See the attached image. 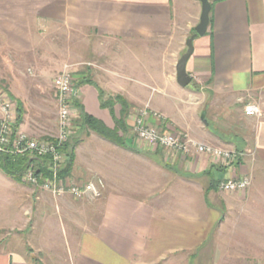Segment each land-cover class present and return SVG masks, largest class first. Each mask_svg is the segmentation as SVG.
Wrapping results in <instances>:
<instances>
[{
  "label": "crops",
  "instance_id": "0c3cea01",
  "mask_svg": "<svg viewBox=\"0 0 264 264\" xmlns=\"http://www.w3.org/2000/svg\"><path fill=\"white\" fill-rule=\"evenodd\" d=\"M209 1L215 3L212 25L195 40L187 65L192 83L204 85L203 93H196L178 85L177 62L162 72L155 58L154 42L174 32L173 0H0V41L6 50L33 51L36 36L55 23L110 40L99 48V66L89 63L70 71L75 84L84 82L75 85L76 98L110 130L114 120L101 108L93 84L135 106L127 133H119L127 148L78 132L82 138L72 179L86 183L99 175L106 184L102 202L90 206L86 198L55 199L29 190L36 207L49 202L69 227L77 228L67 264H158L168 256H184L187 264L192 256V264H264V0ZM158 79L162 87H156ZM154 94L160 97L152 110L163 118L151 117L150 124L161 132H183L209 146L235 149L241 153L235 166L227 169L195 152L167 159L149 154L148 146L141 148L133 133L136 113ZM174 100L189 105L180 108ZM250 104L259 107L258 117L245 115ZM121 110L115 107L118 118ZM18 131L32 135L25 123ZM243 177L251 178L245 192L219 190L220 183ZM12 184L0 170V213L10 206ZM25 204L21 224L26 226ZM7 228L0 223V264H44L42 245L20 248L1 236Z\"/></svg>",
  "mask_w": 264,
  "mask_h": 264
},
{
  "label": "rangeland",
  "instance_id": "374dc122",
  "mask_svg": "<svg viewBox=\"0 0 264 264\" xmlns=\"http://www.w3.org/2000/svg\"><path fill=\"white\" fill-rule=\"evenodd\" d=\"M173 1L176 22L173 35L170 38L154 42L155 58L160 63L162 72L167 71L168 66L178 62L187 51L185 41L194 34V29L199 24L198 19H200L198 14L200 2L198 0ZM189 26L191 29L188 28ZM109 42L110 40L99 38L88 30L67 28L57 23L44 27V32L36 36L35 49L31 52L19 53L6 50L0 41V80L2 81L0 91L7 92L14 100L23 102L25 106L23 123L33 137L23 131L25 134L37 140L57 136L59 106L53 84L54 79L66 66L72 72L81 70L89 63L99 66L102 62L99 48L104 49ZM155 85L162 87L159 79ZM203 86L202 83L194 82L186 89L203 93ZM159 97L160 95L154 94L149 100L150 104L147 102V107L140 106L136 113V119L142 111L147 110L151 117L153 114H157L160 118L156 119L162 120V114L152 110L153 102L158 101ZM174 102L177 107L184 109L189 105V103L184 104L178 100H174ZM192 102L196 103L198 100L193 99ZM154 109L157 108L154 107ZM176 113L180 114L179 110ZM153 126L156 125L153 124ZM75 127L77 132L80 127L76 125ZM78 132L73 137L77 136ZM81 138L78 135L76 140L80 141ZM138 144L141 148L145 146L142 143ZM150 148L152 149V147ZM152 150H149L148 153L155 154L158 151L163 154L158 148L153 147ZM156 170L159 168L157 167ZM97 178L102 179L99 175H94L88 181ZM12 186L11 198L8 197L11 201L10 206L5 209L4 213H0V223L8 225L9 228L1 236L16 241V245H19L20 248L28 246L27 248L36 250L42 245L41 259L43 262L45 261L44 264H51V262L67 264L70 262L72 240L73 236L76 235L77 228L69 227L64 215L58 213L55 207L50 208L49 202H47L48 205L36 207V201H32L34 199L29 191L33 186L17 183L12 184ZM101 198L96 200L86 198V202L93 206L96 202H102L103 199ZM25 201L28 209L26 226L21 224L23 223V210L21 208ZM43 216H48V219ZM43 218L44 220H42ZM63 219L64 223L61 222ZM38 222L42 223L39 224ZM28 224H30L29 227H27ZM246 263L250 264L251 262L247 261ZM158 264H187V260L184 256H168Z\"/></svg>",
  "mask_w": 264,
  "mask_h": 264
},
{
  "label": "built area",
  "instance_id": "2783aa9c",
  "mask_svg": "<svg viewBox=\"0 0 264 264\" xmlns=\"http://www.w3.org/2000/svg\"><path fill=\"white\" fill-rule=\"evenodd\" d=\"M66 66L54 79V88L59 106L58 134L51 140H37L22 131H14L17 114V102L8 93L0 91V158L4 154L13 156L31 155L35 158L47 159L48 175L37 174L33 168H28L22 174V182L29 184L58 199L70 195L75 199H100L106 190L103 179L97 178L87 183L75 179H64L60 176L65 156L63 146L75 135V120L78 119V109L73 105L77 96L75 80ZM247 117H258L259 107L250 104L246 107ZM154 118L159 119L157 114ZM150 113L142 111L133 126L138 143L160 149L167 159L178 155L201 154L216 159L223 167L230 169L237 163L240 154L235 149L209 146L192 138L183 132H161L157 126L149 123ZM251 185L250 177L232 179L220 183L219 190L226 193L245 192Z\"/></svg>",
  "mask_w": 264,
  "mask_h": 264
},
{
  "label": "trees",
  "instance_id": "16d2710c",
  "mask_svg": "<svg viewBox=\"0 0 264 264\" xmlns=\"http://www.w3.org/2000/svg\"><path fill=\"white\" fill-rule=\"evenodd\" d=\"M215 3H211L212 10L210 13V25H212V13L213 7ZM195 33V32H194ZM88 84H92L91 81L87 82ZM84 84V82H80L76 84V86H80ZM99 93L100 97V105L102 109H106L110 112L112 119L115 123V129L110 130L106 127V125L100 120L94 118L93 116L86 113L84 107L79 102L77 98L73 100V105L79 111V117L75 121V125L80 127L78 131H86L88 133H94L101 138L123 148H127L126 140L124 136H120V131L125 135L128 131V126L126 124L128 118L130 117L132 110L134 109V105L130 103L125 97L120 95H107L103 90H101L97 85L93 84ZM2 86V81L0 80V87ZM76 87V88H77ZM17 114L16 121L14 125V131L17 132L19 130L20 125L24 122L25 117V106L23 102L17 101ZM120 105L122 107L120 117L118 118L115 114V107ZM77 131V132H78ZM76 132V133H77ZM76 137H72L62 148V153L65 156V161L63 167L60 172V176L64 179L72 178L75 163H76V147L78 146L79 140H76ZM51 140V138L45 139ZM156 155L160 156V153L157 151ZM161 164L164 168H168V165L165 164L162 159H160ZM38 166V169L36 167ZM33 168L36 170L37 174L43 173L44 176L48 175L47 172V159L35 158L31 155L26 156H13L10 154H4L0 158V170L10 179L18 184H25L22 182V174L28 169ZM193 256L190 258V262L192 264Z\"/></svg>",
  "mask_w": 264,
  "mask_h": 264
},
{
  "label": "water",
  "instance_id": "95a60500",
  "mask_svg": "<svg viewBox=\"0 0 264 264\" xmlns=\"http://www.w3.org/2000/svg\"><path fill=\"white\" fill-rule=\"evenodd\" d=\"M201 4V15L199 24L194 29V34L187 39V51L182 55L176 65L177 83L181 88H187L191 85L193 78L188 73L187 65L194 54V42L198 37H204L208 32L210 25V13L212 5L209 0H198Z\"/></svg>",
  "mask_w": 264,
  "mask_h": 264
}]
</instances>
